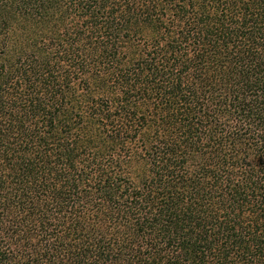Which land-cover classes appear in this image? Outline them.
Segmentation results:
<instances>
[{"label": "trees", "instance_id": "1", "mask_svg": "<svg viewBox=\"0 0 264 264\" xmlns=\"http://www.w3.org/2000/svg\"><path fill=\"white\" fill-rule=\"evenodd\" d=\"M0 264H264V0H0Z\"/></svg>", "mask_w": 264, "mask_h": 264}]
</instances>
